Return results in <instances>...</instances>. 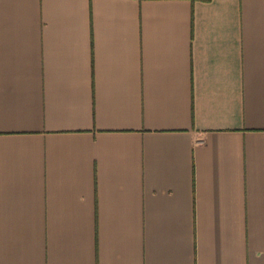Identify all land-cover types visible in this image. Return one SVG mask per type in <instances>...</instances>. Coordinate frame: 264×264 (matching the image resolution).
Listing matches in <instances>:
<instances>
[{
    "label": "crops",
    "instance_id": "1",
    "mask_svg": "<svg viewBox=\"0 0 264 264\" xmlns=\"http://www.w3.org/2000/svg\"><path fill=\"white\" fill-rule=\"evenodd\" d=\"M0 264H264V0H0Z\"/></svg>",
    "mask_w": 264,
    "mask_h": 264
},
{
    "label": "trees",
    "instance_id": "2",
    "mask_svg": "<svg viewBox=\"0 0 264 264\" xmlns=\"http://www.w3.org/2000/svg\"><path fill=\"white\" fill-rule=\"evenodd\" d=\"M193 1V0H192Z\"/></svg>",
    "mask_w": 264,
    "mask_h": 264
}]
</instances>
